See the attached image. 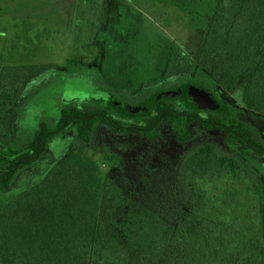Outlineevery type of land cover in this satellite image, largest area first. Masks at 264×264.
I'll return each mask as SVG.
<instances>
[{"label":"trees","instance_id":"1","mask_svg":"<svg viewBox=\"0 0 264 264\" xmlns=\"http://www.w3.org/2000/svg\"><path fill=\"white\" fill-rule=\"evenodd\" d=\"M156 1L185 13L189 26L201 31V41L194 59L181 50L171 51L165 72L153 84L149 81L134 90L122 89V65L112 55L104 59L103 72L97 75L69 58L58 69L36 64L14 66L24 74L25 89L28 82L32 84V76L35 90L51 84L59 87L66 78H75L74 91L79 94L64 103L60 92L55 97L54 127L46 130L41 123L20 146L15 140L8 141L5 146L9 149L3 146L5 152H0V264H102L113 245L134 252L158 251L166 264H181L175 254L194 258L187 235L202 239L208 237L204 235L208 231L217 236L202 243L207 252L212 250L207 244L215 242L220 249L219 253L212 250L210 264H234V259L230 261L233 253L229 255L222 248L234 233L242 234L239 241L247 239L237 250L245 264H264V243L259 244L256 233L259 220L249 215L254 211H247L246 217L241 214L245 228L242 224L232 228L233 213L229 212L235 203L244 210L251 197L264 202L260 180H264L260 160L264 142L258 130L242 117L246 111L264 115V0ZM241 81L240 103L217 102L212 96L216 86L234 93ZM12 86L0 89L6 91L0 93V106L9 104L10 109H19V91L14 88L9 93ZM101 125L109 127L113 135L132 134L149 140L158 139L164 125L180 143L190 138V126L198 125L208 133L223 134L234 150L246 152L207 141L192 152L182 153L179 169L188 176L190 187L199 193L196 175L210 177L200 191L205 195L199 193L208 202L188 211L186 221L182 222L180 215L187 209L146 218L124 213V218H118L120 214L108 208L115 198L108 190L110 185L107 187L109 179L102 177L94 159L82 152L83 143L93 144L92 133L96 134ZM69 127H75L80 144L51 164L43 178L28 183L17 194L6 195L16 172L29 167L45 152L49 139ZM249 174L253 175L250 181ZM242 177L247 189L244 192L230 181ZM182 192L188 195V203L191 193L186 188ZM102 208L105 216H101ZM167 246L172 247L170 251Z\"/></svg>","mask_w":264,"mask_h":264},{"label":"rangeland","instance_id":"2","mask_svg":"<svg viewBox=\"0 0 264 264\" xmlns=\"http://www.w3.org/2000/svg\"><path fill=\"white\" fill-rule=\"evenodd\" d=\"M200 41L201 31L189 26L185 13L156 0H0V89L14 84L9 93L17 88L18 99L22 102L19 109H10L9 104L7 107L0 106V152H5L3 146L8 141L15 140L20 146L38 130L41 123L44 129H52L57 117L55 97L60 92L63 93L64 103L77 99L79 94L74 91L77 86L75 78H66L59 87L51 84L35 90V77L32 76V84L28 82L25 89L24 74L16 71L14 66L36 64L45 65L48 70L58 69L69 58L82 62L90 73L97 75L103 72L104 59L112 55L122 65L121 88L134 90L149 81L153 84L163 75L171 51L181 50L190 58H196ZM29 86H32V91ZM242 90L241 81L234 93H227L216 86L211 94L217 102L240 103ZM242 117L258 130L264 142V115L246 111ZM75 135V127L54 134L47 142L45 152L29 167L17 171L4 193L17 194L28 183L43 178L51 164L80 144ZM92 138L93 144L83 143L85 148L82 152L91 156L102 177L109 179L107 187L110 185L108 190L113 191L115 198L109 202L108 208H112L114 214H120L118 218H124V213L142 214L146 218L158 213L179 214L187 209L180 215L182 222L186 221L188 211L199 209L203 205L201 202L207 201L199 193L205 195L200 191L203 192L210 177L196 175L200 183L199 193L190 187L188 176L182 173V168L179 169L182 153L192 152L199 143L207 141H215L234 152H246L234 150L235 147L223 134L208 133L198 125L190 126V138L184 143L176 142L173 133L164 125L156 140L132 134L113 135L104 125L96 129V134L92 133ZM260 160L264 169V157ZM252 176L249 174L247 180H252ZM243 179L230 178V181L244 192L247 189ZM260 180L264 185L262 177ZM170 187L173 192L168 194ZM183 188L192 195L188 203V195L182 192ZM105 197L103 193L102 204ZM172 198L174 202H171ZM237 206L238 203H235L229 211L233 213L232 228L239 224L245 228L244 221L239 219L241 214L246 217L254 211L249 215L258 218L256 233L259 244L264 243V202L261 204L251 197L244 210ZM102 212L105 209L102 208ZM102 212L101 216H105ZM204 235L208 237L201 239L197 235H187L194 258L175 254L176 259L182 260L181 264H210L212 250L220 252L217 242L207 244L212 248L207 252L202 243L217 235L210 231ZM241 236L239 233L231 234L232 239L222 246L227 254L233 253L230 261L234 259V264H245L244 258L237 252L247 243V239L239 241ZM179 242L182 246L185 244L182 240ZM171 246H167V251ZM162 256L158 251L134 252L129 247L113 245V251L106 261L103 259L102 264H166Z\"/></svg>","mask_w":264,"mask_h":264},{"label":"flooded vegetation","instance_id":"3","mask_svg":"<svg viewBox=\"0 0 264 264\" xmlns=\"http://www.w3.org/2000/svg\"><path fill=\"white\" fill-rule=\"evenodd\" d=\"M4 147H5V149H6V150H8V149H9V148H8V146H5V145H4Z\"/></svg>","mask_w":264,"mask_h":264}]
</instances>
